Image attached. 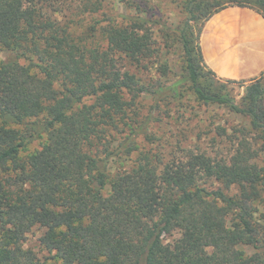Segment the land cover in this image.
I'll use <instances>...</instances> for the list:
<instances>
[{"label": "trees", "instance_id": "obj_1", "mask_svg": "<svg viewBox=\"0 0 264 264\" xmlns=\"http://www.w3.org/2000/svg\"><path fill=\"white\" fill-rule=\"evenodd\" d=\"M100 2L71 7L95 13ZM70 4L0 0V264H44L24 247L35 227L56 264H264V164L247 133L227 159L200 151L165 160L139 150L128 166L108 168L135 136L159 141L143 97L178 100L183 82L197 102L247 116L264 137L263 81L247 85L240 104L222 85L203 83L220 79L188 23L232 4L264 14V0H188L178 32L182 76L155 88L139 75L161 55L149 17L104 16L76 34L74 20L52 15ZM125 129L112 148L110 137ZM36 139L39 147L25 153Z\"/></svg>", "mask_w": 264, "mask_h": 264}, {"label": "rangeland", "instance_id": "obj_2", "mask_svg": "<svg viewBox=\"0 0 264 264\" xmlns=\"http://www.w3.org/2000/svg\"><path fill=\"white\" fill-rule=\"evenodd\" d=\"M82 1L95 2L98 0H67L71 3L68 7L64 5L57 9L52 15L67 22L74 20L77 25H71L73 31L85 30L89 25L106 17L119 18L124 14H143L149 17V26L153 29L154 37L161 48V55L153 62H148L147 68L139 75L146 84L153 86L157 80L163 81L167 86L182 76V48L178 39L179 29L184 25L187 18L185 5L188 0H101L99 10L95 13H77ZM80 4L78 8L76 6ZM77 13L74 18L71 13ZM77 20V21H76ZM205 20L188 21L189 30L193 31L196 41L203 28ZM7 51L2 50L0 57L4 58ZM127 68L134 69L132 65L125 62ZM161 66H166L167 76H161ZM260 79L264 84V72L250 81H225L215 80L210 76L202 78L203 83H211V87L218 89L222 85V91L228 92L237 104L241 103L245 87L254 80ZM156 86V85H155ZM214 89V90H215ZM179 99H169L155 103L154 98L146 95L142 100V108L145 113H153L157 120L150 125L152 131L159 141L154 143L145 140L144 135L135 136V146L123 151L118 157H113L108 163L110 171L116 170L119 166H128L139 150H150L152 153L160 154L161 158L168 159L171 156H180L189 152H205L212 159H227L234 151L237 141L241 138L240 132L247 133L246 138L250 139L254 148L259 151L257 160L264 164V137L250 129V119L247 116L231 111L228 107L218 104L204 105L195 100L194 94L188 82L178 85ZM159 119V120H158ZM128 129L116 132L110 137L111 146L118 147L124 140ZM157 140V139H156ZM40 139L29 143L24 152H31L39 147ZM42 229L33 228L27 235L24 242L25 248H31L40 262L44 264H56L53 254L44 251L38 244L37 238ZM178 236L165 235L163 240L170 242ZM246 253L253 250L249 246H243ZM211 250V249H208Z\"/></svg>", "mask_w": 264, "mask_h": 264}, {"label": "crops", "instance_id": "obj_3", "mask_svg": "<svg viewBox=\"0 0 264 264\" xmlns=\"http://www.w3.org/2000/svg\"><path fill=\"white\" fill-rule=\"evenodd\" d=\"M199 45L217 78L250 81L264 72V14L247 5L220 8L205 20Z\"/></svg>", "mask_w": 264, "mask_h": 264}]
</instances>
